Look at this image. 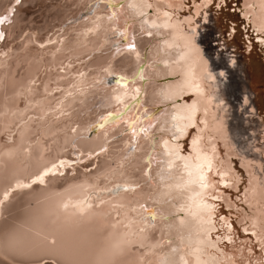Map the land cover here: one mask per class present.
<instances>
[{"label": "bare ground", "instance_id": "bare-ground-1", "mask_svg": "<svg viewBox=\"0 0 264 264\" xmlns=\"http://www.w3.org/2000/svg\"><path fill=\"white\" fill-rule=\"evenodd\" d=\"M22 1L0 0V264H252L246 245L221 247L232 238L219 234L213 201V176L240 182L225 94L195 25L213 0H188V16L184 0H71L41 36L11 25L25 34L16 52L2 28ZM244 5L262 41L264 0ZM233 79L228 93L244 106ZM241 165L257 209L238 210V225L264 239V188Z\"/></svg>", "mask_w": 264, "mask_h": 264}, {"label": "rangeland", "instance_id": "rangeland-1", "mask_svg": "<svg viewBox=\"0 0 264 264\" xmlns=\"http://www.w3.org/2000/svg\"><path fill=\"white\" fill-rule=\"evenodd\" d=\"M184 2L185 8L182 9L181 13L188 16L190 15L188 8L192 7L193 4L189 3L188 0H184ZM244 2L245 0H226V4L225 0H213V3L204 7L200 15L195 18V25L200 35L197 37L198 42L202 46L203 53L210 64L212 72L218 78L217 81L220 84L219 93L225 94L222 96L225 98L224 106H226L227 110L225 113L226 127L230 139L234 143L235 151L238 154L237 157H232L233 165L240 177V182H236L239 187H237V190L231 186L233 182L228 181L223 184L217 175L213 176L214 182L218 186L215 190V198L213 199L216 207L215 212L219 216H217V221L220 222L221 219L224 220V218L229 217V221L235 225L236 229L234 233L230 234L228 229L231 225L225 226L219 223V226L223 225V229L219 228V234H223V230H225L226 233H229L227 236L232 238V240L224 239V241H221V247L226 253L238 254V249L246 245L245 254L248 253L249 249L252 251L251 258L254 259L252 260V264H256V262L264 264V239L259 237L257 239L255 234L252 235L248 231L242 232V227L238 225V220L243 217V212L238 210L244 209L245 213L251 214L252 211L257 209L254 208L251 211L247 204H245L244 189L247 185L248 174L241 165V161L250 163L251 169H253L255 176L259 179V186L264 188V33H259V38L263 42L259 41L258 37L254 38L252 31L254 29L253 17L252 15H248V18L244 16L246 10ZM70 3L71 0H46L45 2L40 0H23L17 5V9L11 15L13 17H10L11 19L3 25L2 29L4 30V27H6L7 30L1 44L14 45L16 46V52H20L21 50H18L17 45L24 42L25 34L23 37L15 39L17 35L15 32L11 34V30L9 29L11 25H28L25 33H34L36 36H41L45 34L48 24L56 25L59 23V21L51 17L57 11V4H61L62 6L60 5L59 8L64 11L74 8L73 5L66 7ZM69 13H72V11H69ZM89 15H92V13H89ZM15 18L22 21L17 23L18 21ZM232 26H235V30H232ZM8 50V48H4L3 52L6 53ZM257 62L262 64V68L258 74L255 67ZM214 63H221L223 69L221 71L214 70L217 67ZM233 77H236L245 84L246 105L241 107V99L239 98L235 101V97H232L228 93V89L234 81ZM256 83L258 86H256ZM36 84L39 85L38 82ZM241 92H239V95L242 96ZM92 135L93 133L90 137ZM7 142L12 143L13 140L8 138ZM184 144L187 147V140L184 141ZM220 150L224 156V148L221 147ZM88 169L89 171H93L92 169L95 170V167L92 166ZM65 175L67 174H60V176ZM69 176H76V172H70ZM41 186H46V183H41ZM220 194L231 196V201L237 209L227 207L223 200L218 197ZM258 209L264 213V205H261ZM10 215L11 213L3 216V219H8ZM243 224V227H247L249 220H245ZM254 230H251V233ZM246 240L249 242L246 243Z\"/></svg>", "mask_w": 264, "mask_h": 264}, {"label": "snow or ice", "instance_id": "snow-or-ice-1", "mask_svg": "<svg viewBox=\"0 0 264 264\" xmlns=\"http://www.w3.org/2000/svg\"><path fill=\"white\" fill-rule=\"evenodd\" d=\"M17 2H19V0H17ZM185 166L187 167V164ZM200 179L203 180V176L202 175L200 176Z\"/></svg>", "mask_w": 264, "mask_h": 264}, {"label": "water", "instance_id": "water-1", "mask_svg": "<svg viewBox=\"0 0 264 264\" xmlns=\"http://www.w3.org/2000/svg\"><path fill=\"white\" fill-rule=\"evenodd\" d=\"M7 18H8V17H7ZM4 19H5V18H4ZM7 21H8V19H7V20L5 19V22H7ZM3 22H4V21H3ZM92 133H94V131H92Z\"/></svg>", "mask_w": 264, "mask_h": 264}]
</instances>
